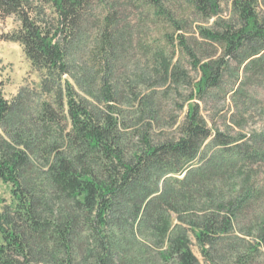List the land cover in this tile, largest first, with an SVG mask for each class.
Masks as SVG:
<instances>
[{
    "label": "trees",
    "instance_id": "16d2710c",
    "mask_svg": "<svg viewBox=\"0 0 264 264\" xmlns=\"http://www.w3.org/2000/svg\"><path fill=\"white\" fill-rule=\"evenodd\" d=\"M139 1L155 19L187 23L167 0ZM186 4L211 22L197 25L200 40L178 35L200 76L177 134L155 140L160 105L148 80L189 77L166 50L155 70L115 73L129 33L117 0H0V20L20 22L0 40L19 43L42 76L11 99L0 85V183L14 200L0 213V264H202L192 237L206 264H264V209L251 208L264 195L252 175L264 131L244 129L253 88L264 86V9L260 0L226 1L227 14L222 0ZM206 43L213 50L200 55ZM210 98L231 99L239 130L203 115ZM245 215L253 220L241 229Z\"/></svg>",
    "mask_w": 264,
    "mask_h": 264
},
{
    "label": "rangeland",
    "instance_id": "374dc122",
    "mask_svg": "<svg viewBox=\"0 0 264 264\" xmlns=\"http://www.w3.org/2000/svg\"><path fill=\"white\" fill-rule=\"evenodd\" d=\"M226 1L222 0L224 13H228ZM119 8L118 14L121 20L120 28L127 27L128 38L126 40V48L123 50L119 65L116 68V74H125L128 79H133L137 71L155 70L154 62L156 57L162 50H166L174 62L180 61L184 68V73L188 74L189 79L184 83H165L163 78L150 77L147 86L155 92L156 102L160 105V114L158 121L153 124L151 131L153 139L161 140L172 138L177 133V125H172L175 121L179 122L185 119L188 109V97L191 94L192 84L196 81L200 73L190 64L188 57L182 54L178 45V35L188 36L190 42H194L195 38H199L197 33V25L208 27L211 22L207 23L198 15L188 9L186 0H167L165 2L168 9L174 12L179 17L184 16L187 20L184 28H175L163 20L155 19L151 15L147 5H143L139 0H117ZM264 9V0H260ZM101 12V11H100ZM127 21L133 26L128 27ZM20 25L18 19L11 15L0 20V33H10L17 29ZM93 31V28L91 29ZM165 34L172 35L173 40L168 44L165 39ZM141 44V46H139ZM141 47L143 49H141ZM212 47L209 43L204 44V48L199 51L200 55H206L212 52ZM81 54H78L81 59ZM148 64V65H147ZM41 73L34 70L26 58L22 46L17 42H12L6 39L0 40V85L4 90L6 98H13L23 86L29 85L33 88H39L41 85ZM226 88L230 87L232 80L226 78ZM134 82V81H133ZM257 102L254 108H251L250 114H246L244 120V129L249 133L255 134L258 137L264 131V86L253 88ZM202 113L209 119L215 120L218 126L223 130H227L228 126L234 127L232 124V114L237 116L240 111L234 110L231 99L223 100V98H210L207 104H202ZM239 130L238 126L234 127ZM137 141V140H136ZM254 180L264 183V164L255 165L252 168ZM6 204H14L11 194V185L0 183V213ZM252 209L260 206L264 209V195L254 201ZM253 220V216H244L239 219V227L247 229ZM192 249L195 255L199 258L202 264H206L204 257L201 254L199 245L194 237H192Z\"/></svg>",
    "mask_w": 264,
    "mask_h": 264
}]
</instances>
